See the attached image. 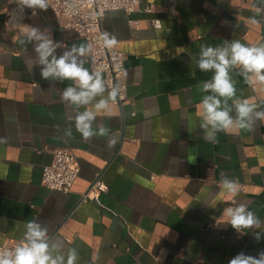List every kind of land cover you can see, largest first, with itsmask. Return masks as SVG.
Returning <instances> with one entry per match:
<instances>
[{
	"label": "crops",
	"instance_id": "obj_1",
	"mask_svg": "<svg viewBox=\"0 0 264 264\" xmlns=\"http://www.w3.org/2000/svg\"><path fill=\"white\" fill-rule=\"evenodd\" d=\"M13 1L0 0V248L22 242L26 224L38 221L57 246L53 255L66 258L75 248L76 264H228L238 253L264 251V223L257 242L224 215L243 204L264 222V122L220 131L216 142L203 139L200 102L212 93L198 85L214 73L195 63L202 44L264 43V0H139L131 14L106 12L102 27L125 55L127 101H110L97 114L93 129L102 124L109 135L88 141L75 117L101 97L77 107L61 99L74 81L41 78L33 45H21L25 34L4 24ZM25 11L29 31L37 27L59 43L57 56L86 44L49 8ZM253 16L260 23L252 24ZM78 61L92 72L89 56ZM230 76L234 99L264 110V83L249 85L239 67ZM57 149L70 150L80 168L69 192L41 184ZM221 173L238 181L236 194L222 187ZM97 176L106 191L83 198Z\"/></svg>",
	"mask_w": 264,
	"mask_h": 264
},
{
	"label": "clouds",
	"instance_id": "obj_2",
	"mask_svg": "<svg viewBox=\"0 0 264 264\" xmlns=\"http://www.w3.org/2000/svg\"><path fill=\"white\" fill-rule=\"evenodd\" d=\"M21 11L25 9L48 10V0H17ZM252 24L260 23L255 16L250 18ZM104 47L111 49L117 44L114 34L105 32L101 36ZM20 44L33 45V51L37 54V60L41 68L40 76L44 80L59 79L72 80L75 87H67L61 93V99L77 107L88 105L96 97H101L94 104V110H84L75 117V128L85 141L93 137H106L109 128L98 124V130L93 129V122L97 114L109 109V102H115L120 94L118 85L107 90L100 72H89L78 61V57L90 56L91 44H73L61 55H56L59 43L55 42L50 34L37 27H32ZM51 58V59H49ZM196 66L201 72L212 71L214 74L210 81L198 85L199 91L212 93L204 95L200 102V127L204 130L203 139L216 142L217 133L228 132L238 128L253 130L257 121L264 122V110H257L256 104H250L247 99L236 98V88L230 76V70L236 67L241 69L245 82L253 85L255 82L264 83V43L258 46H246L239 40L225 41L222 46L212 47L202 44L195 59ZM253 77L255 79H253ZM79 89V90H78ZM108 91L104 98L103 94ZM232 100V106L228 101ZM233 108L235 116L232 115ZM71 135L67 130L63 135ZM116 139L109 138L108 146L113 147ZM221 185L229 193L236 194L239 191L238 181L229 179L227 174L221 173ZM228 218L225 222L237 232L244 233V229L252 230L257 242L261 240V233L255 231L262 226L261 219L245 205L228 207L224 210ZM23 241L14 250L0 251V264H76L78 252L75 248L67 251L64 255H53L57 246L50 245L48 229L38 221H29L26 226ZM228 264H264V251L258 256L245 255L243 252L232 257Z\"/></svg>",
	"mask_w": 264,
	"mask_h": 264
},
{
	"label": "built area",
	"instance_id": "obj_3",
	"mask_svg": "<svg viewBox=\"0 0 264 264\" xmlns=\"http://www.w3.org/2000/svg\"><path fill=\"white\" fill-rule=\"evenodd\" d=\"M138 6L139 0H48V8L58 25L74 30L86 44L92 45L89 56L90 69L92 72L102 74L107 90H111L114 85L119 86L120 94L115 101L118 105L127 101L124 82L125 55L118 49L117 44L111 49L104 47L101 40L102 34L105 33L102 19L108 11L123 10L126 14H131ZM26 16V11H21L17 0H14L4 24L10 30L26 34L29 31ZM129 22L132 25L137 23L133 20ZM79 171L80 168L73 153L68 149H57L53 152L51 163L42 168L41 184L49 190L69 192ZM105 191L106 184L100 176H97L83 194V198H93ZM20 243L21 241H10L0 248V251L14 250Z\"/></svg>",
	"mask_w": 264,
	"mask_h": 264
}]
</instances>
